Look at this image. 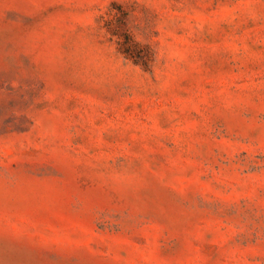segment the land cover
<instances>
[{
  "label": "rangeland",
  "instance_id": "rangeland-1",
  "mask_svg": "<svg viewBox=\"0 0 264 264\" xmlns=\"http://www.w3.org/2000/svg\"><path fill=\"white\" fill-rule=\"evenodd\" d=\"M0 264H264V0H0Z\"/></svg>",
  "mask_w": 264,
  "mask_h": 264
}]
</instances>
